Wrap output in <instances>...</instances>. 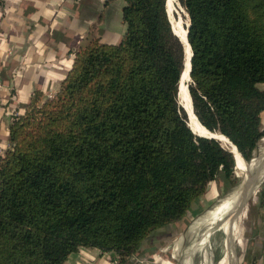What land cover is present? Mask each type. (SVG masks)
I'll list each match as a JSON object with an SVG mask.
<instances>
[{
	"label": "trees",
	"instance_id": "16d2710c",
	"mask_svg": "<svg viewBox=\"0 0 264 264\" xmlns=\"http://www.w3.org/2000/svg\"><path fill=\"white\" fill-rule=\"evenodd\" d=\"M123 1L121 42L92 36L57 93L36 92L10 126L0 264H65L81 247L125 262L212 182L238 180L234 154L189 125L186 48L167 0ZM177 1L189 18L193 110L250 161L264 138V0Z\"/></svg>",
	"mask_w": 264,
	"mask_h": 264
},
{
	"label": "crops",
	"instance_id": "0c3cea01",
	"mask_svg": "<svg viewBox=\"0 0 264 264\" xmlns=\"http://www.w3.org/2000/svg\"><path fill=\"white\" fill-rule=\"evenodd\" d=\"M124 4L123 0H0V76L4 84L0 155L10 146L12 122L36 92L43 98L57 93L76 52L92 36L106 43L121 42L126 30ZM248 201L233 238L238 248L236 264H264V198L254 194ZM152 250L145 246L121 262L114 251L81 247L65 264H154L149 259Z\"/></svg>",
	"mask_w": 264,
	"mask_h": 264
},
{
	"label": "rangeland",
	"instance_id": "374dc122",
	"mask_svg": "<svg viewBox=\"0 0 264 264\" xmlns=\"http://www.w3.org/2000/svg\"><path fill=\"white\" fill-rule=\"evenodd\" d=\"M177 3V4H176ZM176 3L173 4L172 10L169 11L172 24L175 22H181L182 25L186 26L189 24L188 15L183 6L179 4L176 0ZM187 23V24H186ZM189 80L188 84L190 83ZM220 141V140H219ZM224 146L230 148L228 144L223 141H220ZM264 150V138L261 140V143L256 150L253 158L257 155H260ZM260 151V152H259ZM252 158V159H253ZM250 161H246L248 164ZM237 182L235 184H227L223 178L218 181L212 182L211 187L207 194L198 199L192 206V210L188 213L186 217L181 222H178L169 230H166L164 234L159 235L155 241H149L148 247L153 248V253L150 254V260H154V264H186L184 259L186 258L184 249L191 242L192 236L188 235L189 229L192 223L206 213L208 210L212 209L218 202L225 199L228 196H231L237 189L240 188V185L246 176V171L236 167ZM262 185L256 190L254 194H258L259 189ZM253 194V195H254ZM252 195V196H253ZM250 200V199H249ZM247 206V205H246ZM245 206V207H246ZM247 210V207L244 208V212ZM241 217L238 219L237 230L240 228ZM236 230V234H237ZM226 237L225 233L220 229L216 230L207 244L197 249L192 255L187 258L186 261L189 264H236L238 258V248L237 243L233 240L234 247V259L232 262H228L225 259L226 253ZM181 238H184L183 240ZM156 243L153 246V243ZM177 246V248H175ZM182 248V249H181ZM236 254V255H235ZM184 255V256H183ZM188 257V256H187Z\"/></svg>",
	"mask_w": 264,
	"mask_h": 264
},
{
	"label": "bare ground",
	"instance_id": "6f19581e",
	"mask_svg": "<svg viewBox=\"0 0 264 264\" xmlns=\"http://www.w3.org/2000/svg\"><path fill=\"white\" fill-rule=\"evenodd\" d=\"M174 3H176V0H167V6H168L169 11L172 10V6ZM174 26H175V30H176L175 32H178L179 34H183V36L186 37V34H187L186 26L182 25V23L180 21L175 22ZM190 54H191V49L189 46H186L187 63H185L186 67L183 71V76L181 79L180 89H179L180 102L182 105H184L187 108L188 121H189L190 127L193 129V131L196 134H200V135H204V136H214L218 140L223 141L226 144H228L230 147L228 149L235 156L237 168H240V169H243L244 171H246L247 169L254 168V167H256L262 163L260 166V175L262 174L264 176V150L261 152L260 155H257L255 158H253L250 165H248L246 163V160L240 154L239 150L236 148V146L225 135H223L220 132H212V131L208 130L199 121L198 117L196 116V114L193 110L192 103H191V96H190V93L188 90V82L190 80L188 57L190 56ZM224 147H226V146H224ZM249 166H250V168H249ZM239 193H240V190L237 189L234 193H232L231 196H228L225 199L218 202L212 209L208 210L206 213H204L202 216L197 218L192 223V225L189 229L188 235L192 236L193 238H192L191 242L184 249V253L186 256V258L184 259V263L189 264V263H187L188 261H186L187 258H189V256L192 255V253L195 252L197 249H199L202 246H204L205 244H207L208 241L210 240V237L212 236V234L217 229L218 230L221 229L225 233V235H227L228 241L230 240L229 237H231V239L232 238L235 239L238 219L243 215V211H242V213L239 216L234 217L235 216L234 212L237 210L236 209L237 205L240 202V194ZM253 201H255V200H253ZM181 239L183 240L184 238H181ZM228 241H227L228 250H227V254L225 253V259L230 263L233 261V259L235 257L234 256L235 250L233 248V244L231 243V240L229 242ZM176 248H177V246H176Z\"/></svg>",
	"mask_w": 264,
	"mask_h": 264
},
{
	"label": "water",
	"instance_id": "95a60500",
	"mask_svg": "<svg viewBox=\"0 0 264 264\" xmlns=\"http://www.w3.org/2000/svg\"><path fill=\"white\" fill-rule=\"evenodd\" d=\"M167 9H168V6H167ZM168 13H169V10H168ZM169 15H170V13H169ZM188 26H189V24L187 25V34H186V37H184L183 34H179L178 32H176V33L180 37V39L182 40V42L184 43L185 48H186V46H189L190 49H191V45H190V43L188 41ZM173 28H174V31H176L174 24H173ZM191 59H192V49H191V54L188 57V60H189V78L190 79H191V77H190ZM186 63H187V57H186ZM188 90H189V88H188ZM191 103H192V98H191ZM182 106L184 107V109H185V111H186V113L188 115L187 108L184 105H182ZM192 107H193V103H192ZM196 135L203 136V135H200V134H196ZM205 137L216 138L214 136H205ZM261 164H259L258 166L254 167V168H250V166H249L250 169H247L246 170V176L244 177V179H243V181H242V183L240 185V188H239V190H240V193H239L240 194V202L237 205V208H236L237 210L234 212L235 213L234 214L235 215L234 217H237V216H239L242 213V211L244 210V208H245L248 200L251 198V196L256 192V190L264 182V176L262 174L260 175V166H261ZM248 165H250V164H248ZM229 238L231 240V243H233V240L231 239V237H229ZM227 241H228V237H226V248H227L226 250H228ZM226 254H227V251H226Z\"/></svg>",
	"mask_w": 264,
	"mask_h": 264
},
{
	"label": "built area",
	"instance_id": "2783aa9c",
	"mask_svg": "<svg viewBox=\"0 0 264 264\" xmlns=\"http://www.w3.org/2000/svg\"><path fill=\"white\" fill-rule=\"evenodd\" d=\"M3 88H4V84H3V81H2L1 76H0V93H1V91L3 90ZM55 94H56V93H55ZM55 94L50 93L48 97H53ZM0 97H1V96H0ZM0 103H1V99H0Z\"/></svg>",
	"mask_w": 264,
	"mask_h": 264
}]
</instances>
